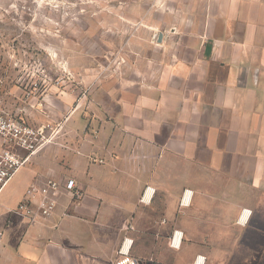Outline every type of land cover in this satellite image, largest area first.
Here are the masks:
<instances>
[{"label":"crops","instance_id":"1","mask_svg":"<svg viewBox=\"0 0 264 264\" xmlns=\"http://www.w3.org/2000/svg\"><path fill=\"white\" fill-rule=\"evenodd\" d=\"M195 1L187 45L157 79L126 80L97 138L46 144L4 186L0 248L15 264H111L121 246L139 264L262 260L264 0ZM49 180V215L41 194L35 215L15 211Z\"/></svg>","mask_w":264,"mask_h":264},{"label":"rangeland","instance_id":"2","mask_svg":"<svg viewBox=\"0 0 264 264\" xmlns=\"http://www.w3.org/2000/svg\"><path fill=\"white\" fill-rule=\"evenodd\" d=\"M201 8L195 0H0V114L40 130L42 147L97 138L126 80L157 79ZM0 250V264H15ZM250 254L223 264H264Z\"/></svg>","mask_w":264,"mask_h":264},{"label":"built area","instance_id":"3","mask_svg":"<svg viewBox=\"0 0 264 264\" xmlns=\"http://www.w3.org/2000/svg\"><path fill=\"white\" fill-rule=\"evenodd\" d=\"M41 135L40 130L37 131L25 125L23 121L12 115L0 114V193L12 175L46 143V141L44 142L46 136ZM65 188L74 192L76 189L74 180L66 181ZM57 191L58 184L52 180L47 181L43 186L34 184L27 189L26 195L17 205L15 211L25 216L35 215L29 203L33 194H41L40 215L47 216L54 206L49 196H54ZM76 195L79 194L76 193ZM177 234L176 231L175 236ZM128 247L121 246L118 256L111 264H139L138 260L129 254Z\"/></svg>","mask_w":264,"mask_h":264},{"label":"bare ground","instance_id":"4","mask_svg":"<svg viewBox=\"0 0 264 264\" xmlns=\"http://www.w3.org/2000/svg\"><path fill=\"white\" fill-rule=\"evenodd\" d=\"M175 242V241H174ZM200 264V263H199Z\"/></svg>","mask_w":264,"mask_h":264}]
</instances>
